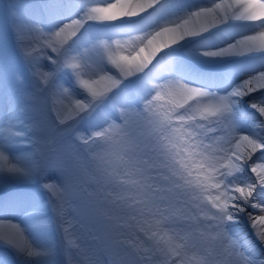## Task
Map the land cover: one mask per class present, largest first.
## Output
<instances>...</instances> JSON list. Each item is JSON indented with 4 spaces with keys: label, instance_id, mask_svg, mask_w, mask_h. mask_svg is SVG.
Returning <instances> with one entry per match:
<instances>
[{
    "label": "snow or ice",
    "instance_id": "1",
    "mask_svg": "<svg viewBox=\"0 0 264 264\" xmlns=\"http://www.w3.org/2000/svg\"><path fill=\"white\" fill-rule=\"evenodd\" d=\"M0 264H264V0H0Z\"/></svg>",
    "mask_w": 264,
    "mask_h": 264
}]
</instances>
